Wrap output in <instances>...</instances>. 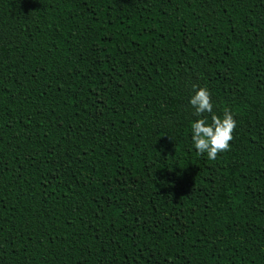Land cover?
<instances>
[{"label":"trees","instance_id":"16d2710c","mask_svg":"<svg viewBox=\"0 0 264 264\" xmlns=\"http://www.w3.org/2000/svg\"><path fill=\"white\" fill-rule=\"evenodd\" d=\"M0 264H264V0H0Z\"/></svg>","mask_w":264,"mask_h":264},{"label":"clouds","instance_id":"9594fccd","mask_svg":"<svg viewBox=\"0 0 264 264\" xmlns=\"http://www.w3.org/2000/svg\"><path fill=\"white\" fill-rule=\"evenodd\" d=\"M194 95L190 99L197 117L210 114L211 123L201 118L195 121L192 127V141L200 155L207 154L209 160H216L219 153L230 149V142L234 139L233 133L237 122L230 110L225 109L223 116L213 112L211 94L207 88L193 85Z\"/></svg>","mask_w":264,"mask_h":264}]
</instances>
